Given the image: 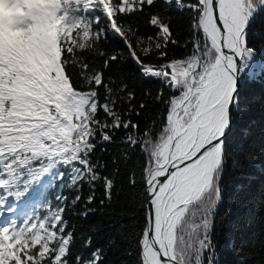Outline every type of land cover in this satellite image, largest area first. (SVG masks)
Segmentation results:
<instances>
[{"label":"snow or ice","instance_id":"1","mask_svg":"<svg viewBox=\"0 0 264 264\" xmlns=\"http://www.w3.org/2000/svg\"><path fill=\"white\" fill-rule=\"evenodd\" d=\"M18 2L0 28V264H220L242 240L217 236L226 177L264 182L242 86L264 77V0ZM113 204L101 240L89 218Z\"/></svg>","mask_w":264,"mask_h":264},{"label":"trees","instance_id":"2","mask_svg":"<svg viewBox=\"0 0 264 264\" xmlns=\"http://www.w3.org/2000/svg\"><path fill=\"white\" fill-rule=\"evenodd\" d=\"M15 18L18 15H23L20 4H16L14 9ZM12 21L9 20L8 23ZM5 22L2 25L4 27ZM264 26V21H258L257 28ZM184 32L181 30V36ZM264 42H258L257 47ZM112 46H117L115 42H112ZM171 54L181 55L182 50L179 48H173ZM258 62H264V52L259 53L257 56ZM126 75L131 77V83L139 88H150L153 91L157 89L159 85L156 83L145 84L138 76L135 66L130 62L125 66ZM254 69L259 71L258 65H254ZM242 86L250 96H253L256 100L252 111L246 117V122L250 123L255 130V136L252 141V147L257 153L259 158L261 145L264 143V103H261V99L264 98V77L257 79L256 81L243 80ZM259 168V165H257ZM239 175V174H237ZM257 183L247 193H239L236 190V184L239 182L232 174H229L225 180V199L218 209V224H217V236L218 239L227 236L230 233H236L242 238L238 243V248L232 250L231 248L224 247L223 245L219 251L220 264H264V208L261 207L264 202V182L261 181L260 173L256 172ZM63 192L71 198V193L67 189H61L60 187H54L47 190V197L52 199L55 195ZM87 195V191H85ZM98 199L101 198V194L97 192ZM55 203V201L53 200ZM39 203V200L30 202L28 206H21L20 212L31 211ZM123 205L113 204L111 208H102L98 214L89 218L91 223L98 225L100 234L99 239L103 240L107 234H110L112 227L114 226L112 221L118 220L117 213H120ZM19 214V213H18ZM139 215V213H137ZM74 225H77L78 229L85 227L84 221L73 217L71 221Z\"/></svg>","mask_w":264,"mask_h":264},{"label":"rangeland","instance_id":"3","mask_svg":"<svg viewBox=\"0 0 264 264\" xmlns=\"http://www.w3.org/2000/svg\"><path fill=\"white\" fill-rule=\"evenodd\" d=\"M16 3L19 4L18 0ZM12 6L13 3H9L8 0H0V26L4 19H11Z\"/></svg>","mask_w":264,"mask_h":264},{"label":"water","instance_id":"4","mask_svg":"<svg viewBox=\"0 0 264 264\" xmlns=\"http://www.w3.org/2000/svg\"><path fill=\"white\" fill-rule=\"evenodd\" d=\"M242 83H243V81H242Z\"/></svg>","mask_w":264,"mask_h":264}]
</instances>
